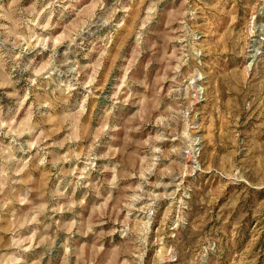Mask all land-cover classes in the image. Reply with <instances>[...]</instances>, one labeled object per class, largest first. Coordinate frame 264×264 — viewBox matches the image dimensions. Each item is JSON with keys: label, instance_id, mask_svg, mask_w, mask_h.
<instances>
[{"label": "rangeland", "instance_id": "rangeland-1", "mask_svg": "<svg viewBox=\"0 0 264 264\" xmlns=\"http://www.w3.org/2000/svg\"><path fill=\"white\" fill-rule=\"evenodd\" d=\"M0 264H264V0H0Z\"/></svg>", "mask_w": 264, "mask_h": 264}]
</instances>
